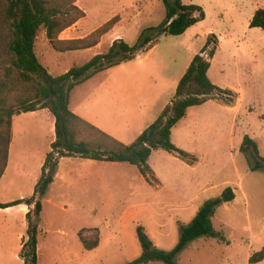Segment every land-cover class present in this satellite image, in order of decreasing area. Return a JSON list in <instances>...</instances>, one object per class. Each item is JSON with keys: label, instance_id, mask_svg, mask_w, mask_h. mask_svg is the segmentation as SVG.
Returning a JSON list of instances; mask_svg holds the SVG:
<instances>
[{"label": "rangeland", "instance_id": "rangeland-1", "mask_svg": "<svg viewBox=\"0 0 264 264\" xmlns=\"http://www.w3.org/2000/svg\"><path fill=\"white\" fill-rule=\"evenodd\" d=\"M181 1L184 5L200 7L204 13L205 18L197 27L198 39L190 35L176 37L154 32L165 18L161 0H79L75 6L78 4L83 12L85 7L88 14L86 29L102 26L118 17L119 22L112 34H119L125 43L134 45L140 33L146 31V36L157 37L158 50L171 51L175 55L179 53L180 58L198 47L205 30H212L218 39L215 66L223 64L228 73H233L224 82L243 89L247 95L259 92L262 101L264 43H258L257 36L253 37V34L259 32L260 36L264 35L260 29L246 33L251 1ZM259 4L264 6V0ZM245 44L251 47L244 54L235 53L234 58L236 48L243 49ZM105 48L108 46L105 45L103 50ZM258 50L261 53L256 59ZM202 56L206 60L207 52ZM49 59L59 62L51 67L50 74L53 77L63 75L66 60L56 57V53ZM82 59H76L78 65H83ZM248 105L247 96L235 128L230 127L227 119L218 124L211 142L206 136L202 137L201 152L191 155L195 159L194 165L185 163L175 167V177L168 174L160 188L146 185L136 167L127 164L100 170L106 181L100 193L77 190L67 193L63 182H56L42 199V212L38 218L34 214V204L31 207L30 219L38 226L37 264H127L140 252L135 239V229L139 225L145 228L157 247L169 251L177 243L178 226L188 225L205 202L218 198L226 188L234 191L235 200L216 207L212 223L216 231L224 234L228 245L214 239L199 238L179 254L176 262L250 264L249 258L253 254L264 252V171L251 172L253 160L247 162L238 151L243 137L248 135L256 142L260 157L264 158V101ZM44 117L40 113L34 118L40 122L45 137L30 140L40 149L47 146L50 138L49 123ZM82 135L90 138L84 131ZM67 162L60 165L61 177L70 168L77 172V166ZM96 171L90 170L87 174L97 175ZM14 177L17 182L21 181L18 175ZM29 185L2 194V201H15L22 195L26 199L31 197L32 186ZM20 221L18 216H0V264H23L19 258V247L26 235L19 238L22 231ZM81 230L84 236L96 233L99 248L85 251L77 239ZM255 264H264V258Z\"/></svg>", "mask_w": 264, "mask_h": 264}, {"label": "trees", "instance_id": "trees-1", "mask_svg": "<svg viewBox=\"0 0 264 264\" xmlns=\"http://www.w3.org/2000/svg\"><path fill=\"white\" fill-rule=\"evenodd\" d=\"M78 1L0 0V177L7 165L12 116L47 110L55 120V140L49 147L51 150L46 155L33 196L22 201L0 204V209L22 204L30 206L34 203V214L38 218L42 212L41 200L53 183L59 160L63 158H83L134 166L148 183L149 178L154 179L147 164L154 151L163 150L188 165H194L195 159L180 151L171 142L172 129L191 107L201 106L209 100L233 106L237 99L235 93L218 88L207 76L210 60L218 46V39L210 34L178 82L171 103L132 144L124 146L101 133L70 111L71 91L97 73L132 61L139 53L155 46L158 40L157 37L146 36V31H143L134 45L123 40L115 41L83 66L72 67L65 74L52 77L35 57L34 45L41 33H45V38L54 52L82 51L98 45L101 38L119 22L118 17H114L83 39L59 40L58 37L63 31L85 17L84 12L75 6ZM161 1L165 8V18L154 29L155 33L181 36L205 18L198 6L184 5L181 0ZM249 28L260 29L264 33V9L254 12ZM205 52L206 60L202 56ZM82 131L88 133L90 138L82 135ZM94 136L98 138H93ZM238 152L247 162L249 159L253 160L251 172L264 171V158L260 157L256 142L249 136L243 137ZM234 200V191L226 188L218 198L205 202L188 225L178 226L177 243L169 251L158 248L145 228L137 226L135 239L140 252L127 264H178L176 258L179 254L199 238L214 239L228 245L224 234L214 229L212 219L216 207ZM30 216L31 213H28L26 237L23 238L19 252L23 264H37L38 226L31 221ZM77 237L85 251H93L99 246L96 233L84 236L81 230ZM263 258L264 252L260 251L249 258V263H259Z\"/></svg>", "mask_w": 264, "mask_h": 264}, {"label": "crops", "instance_id": "crops-1", "mask_svg": "<svg viewBox=\"0 0 264 264\" xmlns=\"http://www.w3.org/2000/svg\"><path fill=\"white\" fill-rule=\"evenodd\" d=\"M82 1L84 2L85 0ZM250 1L252 3V10L246 21V29H248L246 33L258 30L250 29L249 23L256 10L264 9V6L259 4L261 0ZM76 6L79 8L78 4H76ZM83 8L86 17L75 23L72 27H69V29L63 31L58 37L59 40L68 41L83 39L101 27H94L92 29L85 28L84 25L88 14L84 6ZM199 23L187 29L181 36L190 35L198 39L196 33L198 32L197 27ZM114 29L115 26L109 33L101 38V41L95 47L66 53L54 52L43 32L37 37L34 45L35 57L40 66L52 76L50 74L51 67L55 64H59V62H52L49 58L50 56H55L56 53V57H62L66 60L65 64L67 65L64 71L66 73L72 67H80L88 63L92 57L102 52L105 45L109 47L113 42L122 40L119 34H112ZM212 32L213 31L209 29L205 30L199 41L198 47L189 50V54L181 58L179 53L175 55L171 51L158 50L160 44L157 43L148 51L139 53L132 61L123 63L117 67L114 66L112 69L93 75L88 80L74 87L71 91L69 99L70 111L114 141L124 146L132 144L143 130L150 126L155 119L158 118L163 109L171 103L178 82L186 72L193 57L203 48L207 36L212 34ZM254 33L253 37L257 36V42L264 43V36H260V34H258L259 32ZM107 37L108 40L106 42ZM250 47V44H245L243 45V49L236 48L233 54L234 58L236 57L235 53L241 52L244 54ZM260 53L259 50L256 52V59L260 57ZM233 55H231V57ZM78 57L84 58L82 59L84 60L83 65L77 64L76 59H78ZM215 59L216 55L214 54L213 59L210 60V67L207 72L209 80L218 88L235 93L237 99L232 107L224 105L216 100H209L201 106L191 107L187 110L186 116L172 129L171 142L180 151H184L190 156L194 153L199 154L201 152L200 145L202 137L206 136L209 142H211L212 135L217 131L216 128L218 124H223L226 119L229 120L230 127L232 129L235 128L236 121H238L241 113L240 109L247 96L248 106L260 104L264 101V97L261 101L259 92L253 91L251 94L247 95L243 89L235 88L234 85L225 83L224 79L229 75L233 76V73H228L226 66L223 64L216 67ZM236 76L238 77V75ZM247 84H250V82L247 81ZM251 110L252 108L249 107V111ZM40 113L45 115L44 118H46L49 123L50 130V138L48 139L47 146L42 149L37 148L34 143H30L31 138L45 137L43 136L40 122L36 121L34 118ZM54 124L55 120L47 110H38L12 116L11 141L8 146L7 165L3 175L0 177L1 205L14 202L2 201V194L9 193L11 190L21 189V187L26 188L29 184V187L32 186L30 187L31 192L29 194L31 197L33 196L35 186L40 179L39 177H41V169L46 155L51 150L49 147L55 140V134L52 135L55 133ZM18 134L20 135L19 137H17ZM65 161L71 163L72 166H77V172L75 169L70 168L66 175L61 177L59 173L60 165ZM153 163L157 164V166H155V164L153 165ZM121 164L122 163L85 160L83 158L60 159L56 175L53 178V183L49 186L46 195L55 183L59 181L63 182L67 193L74 190L82 192L96 191L100 193L101 190H104L106 185L105 178L100 175V170H104L107 166L112 167ZM147 164L153 173L154 179L149 178L150 183H148L141 176V180L150 187L160 188L165 184L164 178H167L166 176H169L168 174L175 177L174 168L178 165H184L185 162L163 150H157L151 154ZM95 169H97V175L95 173H93L94 175L87 174L90 170ZM136 170L138 171L137 168ZM15 175H18L21 181L17 182L14 177ZM22 197L18 200L22 201L26 199ZM37 200L38 197H36L35 201ZM31 207L32 205L27 206L22 204L16 207L0 209V216L13 215L20 218L22 231L19 238L26 235V217L28 213L33 212ZM15 236H17V234H15ZM21 246L20 244L19 250ZM138 255L139 254H137L135 258Z\"/></svg>", "mask_w": 264, "mask_h": 264}]
</instances>
